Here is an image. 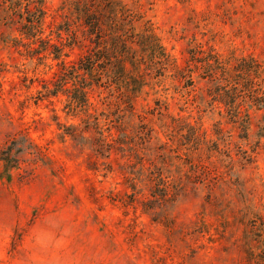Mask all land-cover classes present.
Returning <instances> with one entry per match:
<instances>
[{"label": "rangeland", "instance_id": "rangeland-1", "mask_svg": "<svg viewBox=\"0 0 264 264\" xmlns=\"http://www.w3.org/2000/svg\"><path fill=\"white\" fill-rule=\"evenodd\" d=\"M33 1L0 0V264H264V0H79L169 56L133 43L138 70L86 82L78 0H38V41ZM242 58L236 121L210 76Z\"/></svg>", "mask_w": 264, "mask_h": 264}, {"label": "trees", "instance_id": "trees-1", "mask_svg": "<svg viewBox=\"0 0 264 264\" xmlns=\"http://www.w3.org/2000/svg\"><path fill=\"white\" fill-rule=\"evenodd\" d=\"M39 1H33L31 10L29 11V16H31L32 19L28 20L27 24H24V26L28 29L27 32L29 33V36L34 38L36 34H30L29 29H35L38 27L45 15L41 7L42 2ZM93 2L94 1H89L84 3L78 0L71 2L74 4H70L73 5L71 8L74 7L73 9L77 15V19L79 20L80 27L83 30L82 39L83 41L86 40L88 42L87 51L80 60L79 67L75 69V73L78 70V75L82 77L85 82V76L91 79L92 77L101 76L102 72L117 74L113 76H122V74H125L123 72H125V69L127 68L126 65H129L132 70H138L140 61H138L136 54L132 51V46H130V44L133 43H139L140 46H142V49L145 48L150 52V56L152 58L151 62L156 63L159 61V65L161 66H164L168 62L169 56L166 55L163 47L158 44V40L152 30H150V27L144 28L139 34L129 33L128 30L131 29H127L124 24L126 20L123 21L124 12L115 10V8L109 4H104L103 7L98 8L93 4ZM4 17H6V15H0V23L9 21L10 18L5 19ZM130 24L132 23L127 25ZM37 33L41 34L42 32L41 30H38ZM35 39L36 41L39 40V38ZM142 60L143 58H141V61ZM249 60H252L253 62L255 61L250 58ZM247 62L248 59L246 58L240 59L238 64L234 67L233 74L230 76H225L226 74H223V72L217 71L210 76L212 81H216L220 78L230 83L229 90H224L222 89L223 87L218 86L215 88L211 97H213L216 102L222 104L226 108V111L229 110L231 112V116L236 121L242 120L243 117H247V114H244V111L241 110V102H238L237 97V92H239V87L241 86L239 78L250 76L248 66L246 65ZM113 63L118 64L116 69L114 68ZM67 77L68 75L66 70L61 77L63 82L75 78L72 74L68 78ZM222 77H226L228 79H224ZM85 82H83L82 86L75 90L74 96L71 97V100L75 103V105L77 107L79 106L82 110H85L88 105V87H90L89 84H85ZM258 86L259 85L257 84V87H254V89L252 87L250 88L251 94L248 99H250L256 107L259 106L258 109H261L264 108V102H262L264 100V92ZM117 140H119L118 137L115 139L111 138L112 143H108V146L113 147L112 145L114 143L115 145H118L117 147H119L115 148L116 151H120V153L124 154V150L121 147L124 145V142L122 143L120 140ZM12 167L15 166H6V170Z\"/></svg>", "mask_w": 264, "mask_h": 264}]
</instances>
